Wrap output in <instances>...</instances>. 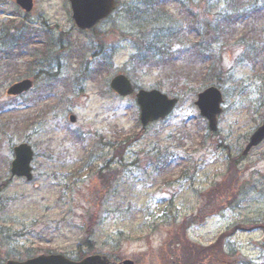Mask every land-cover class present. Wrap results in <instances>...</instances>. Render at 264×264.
Returning <instances> with one entry per match:
<instances>
[{"label": "rangeland", "instance_id": "obj_1", "mask_svg": "<svg viewBox=\"0 0 264 264\" xmlns=\"http://www.w3.org/2000/svg\"><path fill=\"white\" fill-rule=\"evenodd\" d=\"M147 1L117 0L108 19L79 31L67 0H33L29 14L0 0V65L7 63L0 71V264L80 253L112 264H184L192 248L204 264H264V141L243 154L264 118V64L238 45L217 47L213 86L224 102L217 133L198 115L197 92L163 88L179 98L177 107L142 128L134 96L117 97L109 82L124 74L149 90L166 81L132 62L128 34L141 24L133 12ZM165 3L186 23L188 13L206 21L230 7L228 0ZM181 50L178 65L190 62L191 51ZM23 78L34 88L7 97ZM23 120L27 126L16 130ZM20 143L34 152L31 182L9 179Z\"/></svg>", "mask_w": 264, "mask_h": 264}, {"label": "trees", "instance_id": "obj_2", "mask_svg": "<svg viewBox=\"0 0 264 264\" xmlns=\"http://www.w3.org/2000/svg\"><path fill=\"white\" fill-rule=\"evenodd\" d=\"M165 2H144L145 10L141 11L145 12H133L134 15L138 14L141 24L136 31L128 34L136 50L132 62H139L141 69L157 70L160 77L166 80L158 81L157 89L163 88L168 94L180 95L190 91L196 93L214 83V76L220 69L219 56L215 50H220L217 47L226 44L242 47L245 54L249 55L248 60L255 53V58L264 64V0H228L227 6L230 7L218 12L214 19L200 21L188 13L187 23L174 18L165 7ZM142 17L145 18L141 20ZM184 26L194 33L190 40V33L184 32ZM180 48L191 51L187 60L190 62L182 60V65H178L182 52ZM3 68H7L6 62L0 65V71ZM27 122H17L16 130L22 125L26 126ZM236 162L231 160L228 166L236 167ZM228 171H232V168L228 167ZM192 249V258L184 264H204L207 259L200 255L199 248ZM215 258H209L208 261L212 262Z\"/></svg>", "mask_w": 264, "mask_h": 264}, {"label": "water", "instance_id": "obj_3", "mask_svg": "<svg viewBox=\"0 0 264 264\" xmlns=\"http://www.w3.org/2000/svg\"><path fill=\"white\" fill-rule=\"evenodd\" d=\"M18 6L24 11L30 12L33 3L32 0H15ZM70 3L71 17L76 27L80 30L91 29L101 20L108 17L115 8L114 0H68ZM32 87L29 79L21 80L12 84L6 91L9 96H18L27 92ZM111 89L121 97H127L133 93L130 81L123 75H116L110 82ZM135 100L139 106V120L143 127L149 123L164 119L174 109L177 104L176 98H168L158 90H138L135 94ZM223 103L221 92L215 87H208L197 95V100L193 103L199 110L201 117L208 122V128L211 132L217 129V117L221 114L220 105ZM70 121L75 118L70 116ZM264 139V120L250 136L249 143L243 154L248 153L250 148L257 146ZM14 159L10 164L11 177L25 178L32 180L30 162L33 157V151L27 144H20L13 148ZM6 264H109L105 257L97 255L88 256L80 262H71L59 255L39 256L23 262L7 261ZM121 264H133L131 261H123Z\"/></svg>", "mask_w": 264, "mask_h": 264}]
</instances>
